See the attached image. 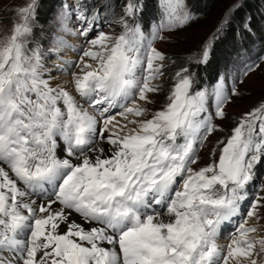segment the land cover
I'll return each instance as SVG.
<instances>
[{
  "label": "snow or ice",
  "instance_id": "6c2138e0",
  "mask_svg": "<svg viewBox=\"0 0 264 264\" xmlns=\"http://www.w3.org/2000/svg\"><path fill=\"white\" fill-rule=\"evenodd\" d=\"M148 3L124 0L119 13L107 2L63 4L58 30L87 45L58 36L47 50L79 55L53 65L70 72L67 84L55 82L34 39L40 0L12 10L0 34V264H264V196L249 198L264 165V100L217 140L203 166L199 155L223 131L216 121L240 95L237 79L264 55H249L230 90L222 77L211 93L195 90V73L181 66L153 110L171 60L154 42L198 16L187 0H156L159 20L145 23ZM247 3L233 0L198 64ZM252 21L246 14L237 35L255 34ZM225 233L228 242L218 243Z\"/></svg>",
  "mask_w": 264,
  "mask_h": 264
},
{
  "label": "rangeland",
  "instance_id": "374dc122",
  "mask_svg": "<svg viewBox=\"0 0 264 264\" xmlns=\"http://www.w3.org/2000/svg\"><path fill=\"white\" fill-rule=\"evenodd\" d=\"M194 0H187L189 7L193 8L192 2ZM88 3L89 8L91 6H99L102 3L107 2L111 7L107 10L108 12L115 11L119 13V10H114L112 4L114 0H85ZM25 0H0V34L6 32L11 26L14 18L13 9L23 6ZM76 0H55L53 5L47 10V15L45 16L43 25L35 22L33 26V31L40 33V39L38 40L42 47L46 50L45 55V66L52 69L51 74L55 77V82H59L61 84H67L71 80V74L69 72L68 75H65L58 68H54L53 65H59L60 68L65 67L63 61H79V55L74 52L71 48H62L59 51V55L55 52H47L48 49L53 48L54 46V38L55 37H63L64 40L68 42V44L73 45L77 48L83 49L87 45L84 43V38L78 35L73 36L71 34L59 31V21L56 19L57 14L61 11V6L63 4H72L74 5ZM233 0H229L228 2L222 6H218L216 8H212L213 11L207 13L205 17L198 18L196 21L190 23L183 29L176 30L172 34L169 35L168 39L165 41H155L154 46L157 47L160 51L165 53L168 57H171V60L167 62V68L165 70V77L163 78L164 83V91L159 95L154 96V99L157 101V104L151 106L153 110H156L160 106V102H163L164 97L172 84L170 79L171 75L174 74L176 70V64L180 60H184L191 72L195 73V85L197 86L196 75L197 70L195 66L197 63V59L200 54V49L203 43L208 40L210 36H212L218 26H220V22L224 18L225 12L229 9ZM260 7V10L264 12V7L261 6L260 0L256 2ZM42 0H40V6L38 8L39 14L42 15ZM261 12V13H262ZM260 13L256 15V21L260 20ZM159 16V9L157 8V14ZM261 21V20H260ZM42 22V21H41ZM77 21H75L74 17L69 21V27L75 30L78 27ZM264 25V18L260 22ZM112 29L108 27L107 24L104 25V31L109 32ZM119 31V28L116 29ZM223 32V31H222ZM222 32L217 35L222 36ZM93 36L95 33L92 34ZM258 33L250 35V40L246 43H238L237 48L229 53L226 56L225 63L221 68H219L215 76L213 78L200 76L199 85H201L202 90H207L211 93L212 89L215 87H209V83L212 80L218 78V82L221 78H224L226 89L231 88L232 86V77L238 76V69L241 66V62L247 59L250 55L252 58H256L258 55H264V38L258 37ZM91 38V36H90ZM217 39V38H216ZM72 71H78V69L73 68ZM243 82H240V79H237V87L240 92V95L237 97H233L231 102L226 105V119L223 121L217 120L216 123L220 125L223 131L215 132L212 136L209 137V140L206 142V147L200 149V165L203 166L208 162V153L212 147L216 145L217 140L224 138L226 135L231 134V128L235 126V121L238 118L250 111L254 106L257 105L258 102L264 100V63L260 65V68L255 72L251 73L249 76L242 78ZM160 81H158L159 83ZM211 100V102H209ZM214 97L209 96L208 104L211 106L213 103ZM107 147V145H105ZM258 173V177L253 185L249 186V198L251 199L257 193L260 196H264V191H259L260 187H264V165L259 166L256 169ZM251 196V197H250ZM79 220V217H78ZM250 223H254V221H250ZM261 234H264L262 232ZM226 233L224 237L218 239V243H227Z\"/></svg>",
  "mask_w": 264,
  "mask_h": 264
},
{
  "label": "trees",
  "instance_id": "16d2710c",
  "mask_svg": "<svg viewBox=\"0 0 264 264\" xmlns=\"http://www.w3.org/2000/svg\"><path fill=\"white\" fill-rule=\"evenodd\" d=\"M54 1L55 0H42V8L40 11L43 13L40 15L39 11H37L36 21L38 23L43 25L45 16L47 15V10H49V8L53 5ZM226 1L228 2L229 0H194L192 2L193 8H191L198 14V18H202L205 17L207 13L213 11V7L216 8L218 6H222L226 3ZM123 2L124 0H114V3L112 4L114 10L118 9L120 11ZM256 2H258V0H248L246 6L235 13L231 27L226 28L222 32V36L217 35V39L213 42L209 61L203 65L196 64L195 69L198 71L196 75L197 85L199 84L201 75L205 76V78H213L215 76L216 71L225 63L224 61L226 60V56L237 48L238 43H246L250 40V35L247 33L237 35L239 25L246 14H250L253 17L252 25L256 33H258V37L264 38V31H261L262 23H260L263 20L261 17L262 11ZM157 8L156 0H149L148 8L144 14L145 23H148L156 18ZM257 13H260L259 15L261 20H258V22L256 21ZM33 33L34 39L38 41L40 39L41 31H33ZM181 66L189 67L184 60H180L176 64V68H180Z\"/></svg>",
  "mask_w": 264,
  "mask_h": 264
}]
</instances>
